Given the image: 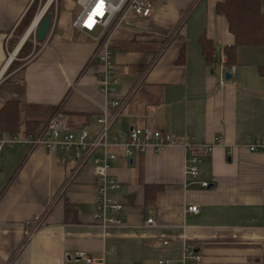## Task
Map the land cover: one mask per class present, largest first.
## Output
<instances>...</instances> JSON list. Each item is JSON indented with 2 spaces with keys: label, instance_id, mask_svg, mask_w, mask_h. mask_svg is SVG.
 I'll list each match as a JSON object with an SVG mask.
<instances>
[{
  "label": "crops",
  "instance_id": "crops-1",
  "mask_svg": "<svg viewBox=\"0 0 264 264\" xmlns=\"http://www.w3.org/2000/svg\"><path fill=\"white\" fill-rule=\"evenodd\" d=\"M34 1L37 11L17 37ZM154 1L150 17H131L109 41L112 77L120 95L128 96L111 133L149 124L195 145L214 137L222 144L208 155L196 151L202 163L195 181L183 177L188 155L180 147L136 154L130 162L113 148L110 176L119 188L110 197L123 206L113 214L122 225L106 229L92 218L96 177L90 166L66 185L69 157L24 143L3 148L0 264H85L80 252L103 256L106 264H182L183 242L200 255L197 264H264V149L242 146L264 138V45L238 47L234 64L226 66L223 49L233 37L213 11L221 0ZM74 5L63 1L45 41L37 43L40 0H0V107L17 101L21 123H37V130L60 109L62 133L86 129L94 135L95 119L106 111L96 84L101 67L93 57L100 41L97 32L72 28ZM260 10L264 15V0ZM202 35L215 49L210 64L198 44ZM29 39V54L16 58ZM13 60L21 64L8 73ZM221 67L229 79L221 80ZM146 187H161L153 204ZM66 205L74 206L73 223L65 220ZM189 206L198 213H186ZM148 219L156 225H146Z\"/></svg>",
  "mask_w": 264,
  "mask_h": 264
},
{
  "label": "built area",
  "instance_id": "built-area-1",
  "mask_svg": "<svg viewBox=\"0 0 264 264\" xmlns=\"http://www.w3.org/2000/svg\"><path fill=\"white\" fill-rule=\"evenodd\" d=\"M74 2L79 11L72 21V28L85 34L97 32V41H100L97 53L93 57L97 59L101 67L96 84L105 99L106 111L95 119L98 130L94 135H90L86 129H80L74 133H62L66 116L58 109L33 136L24 134L9 135L0 132V151L17 143H24L28 144L30 148L39 146L48 153L58 152L64 157H69L73 166L67 176L66 185L72 183L78 172L84 167L90 166L96 177L95 209L92 218L103 229L118 227L122 223L113 214L122 210L123 206L110 197V193L119 188L117 181L110 176L111 165L117 157L112 150L113 148H120L122 156L130 162L136 154L149 152L159 154L168 148L180 147L188 155L183 166V177L185 180L195 181L200 175V164L202 163V159L196 151L208 155L216 145L222 144V138L214 137L209 144L195 145L186 139L162 133L149 124L133 127L126 134H123L121 130L112 134L111 129L128 96L120 95L116 88V80L112 77L113 62L109 41L114 32L121 25L127 23L131 17H136V19L150 17L153 4L149 0H75ZM44 12L45 7L40 10L38 22ZM56 12L52 15L51 26L55 22ZM38 22L34 25V30H36ZM223 63L224 60L221 61L222 66ZM229 71L233 73L234 67H230ZM224 73L221 67V80L224 78ZM242 146L250 152H256L264 149V138L255 139L249 143L242 141ZM196 184L201 188L209 187L206 181H197ZM185 212L196 214L198 210L196 206H189L185 209ZM39 223L40 220L38 219L34 229L38 227ZM145 224L156 225L153 219H148ZM32 233L33 231L27 237L30 238ZM182 250V264H197L200 262V255L188 247L185 242H183ZM77 258L82 259L85 264H106L103 256L95 259L80 252L77 254ZM158 264L163 263L158 262Z\"/></svg>",
  "mask_w": 264,
  "mask_h": 264
},
{
  "label": "trees",
  "instance_id": "trees-1",
  "mask_svg": "<svg viewBox=\"0 0 264 264\" xmlns=\"http://www.w3.org/2000/svg\"><path fill=\"white\" fill-rule=\"evenodd\" d=\"M52 10L53 6L50 5L46 10V14H49L52 17ZM36 11L37 2L34 1L25 13L19 27L15 30L17 37H20L24 33ZM213 11L215 14L225 18L227 22V30L233 37V44L226 46L223 49V54L226 58V66L234 64L236 49L238 47L264 45V15L260 10V0H221L214 5ZM198 44L200 45L201 53L204 56L206 63H212V56L215 49L211 41L202 35L198 39ZM30 49L31 39L26 41L21 47L16 58L26 57L29 54ZM181 59L182 53L179 55V60ZM20 64V62L13 60L10 63L7 72L9 73L13 71L20 66ZM37 129V123L31 121L21 123L20 108L17 101H6L0 107V132L15 135L16 133L23 131L24 135L33 136L39 131ZM160 190L161 187H146L145 197L148 203H154L155 196ZM73 207V205H66L65 220L70 223L75 222L72 210Z\"/></svg>",
  "mask_w": 264,
  "mask_h": 264
},
{
  "label": "water",
  "instance_id": "water-1",
  "mask_svg": "<svg viewBox=\"0 0 264 264\" xmlns=\"http://www.w3.org/2000/svg\"><path fill=\"white\" fill-rule=\"evenodd\" d=\"M50 4V3H49ZM49 6L45 7V12L43 16L41 17L40 21L37 24L36 30H35V40L37 43H43L50 31L51 23H52V17L49 14H46V9ZM210 73H213V70H210ZM225 79H229L231 77L230 73L225 72L224 73Z\"/></svg>",
  "mask_w": 264,
  "mask_h": 264
},
{
  "label": "rangeland",
  "instance_id": "rangeland-1",
  "mask_svg": "<svg viewBox=\"0 0 264 264\" xmlns=\"http://www.w3.org/2000/svg\"><path fill=\"white\" fill-rule=\"evenodd\" d=\"M63 1L64 0H40V9H39V12H40V10H42V8L52 5L53 6V10H52L53 13L52 14L54 15L56 11H59L60 10L61 5L63 4ZM149 1L151 2V0H149ZM152 1L155 3L154 0H152ZM73 7H74V16L76 17L79 9H78L77 6L75 7V5ZM38 17H39V15H38Z\"/></svg>",
  "mask_w": 264,
  "mask_h": 264
},
{
  "label": "bare ground",
  "instance_id": "bare-ground-1",
  "mask_svg": "<svg viewBox=\"0 0 264 264\" xmlns=\"http://www.w3.org/2000/svg\"><path fill=\"white\" fill-rule=\"evenodd\" d=\"M44 10V9H43ZM40 16V15H39ZM37 20H39V17H37V19H36V21L34 22V24H36L38 21Z\"/></svg>",
  "mask_w": 264,
  "mask_h": 264
}]
</instances>
